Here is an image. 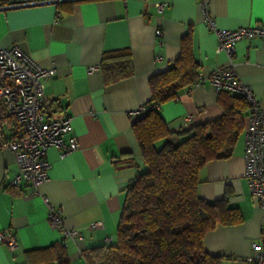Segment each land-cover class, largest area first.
Returning a JSON list of instances; mask_svg holds the SVG:
<instances>
[{
	"label": "crops",
	"instance_id": "0c3cea01",
	"mask_svg": "<svg viewBox=\"0 0 264 264\" xmlns=\"http://www.w3.org/2000/svg\"><path fill=\"white\" fill-rule=\"evenodd\" d=\"M23 1L0 0V44L19 45L40 66L55 69L45 81L43 107L49 118L72 117L79 147L64 158L50 147L49 177L36 189L12 184L16 157L0 148V230L9 229L18 244L12 251L0 243V264H42L43 250L63 241L62 231L50 224L49 206L61 208L66 227L82 236L65 239L69 264H88L87 249L115 238L129 184L144 169L132 112L151 99L149 79L179 57L188 35L200 64L199 83L159 109L169 130L181 132L223 113L208 77L228 57L217 51V36L205 23L198 0ZM158 4L164 5L162 11ZM209 12L222 29L264 26V0H210ZM117 50L131 53L134 73L107 83L102 58ZM235 59L239 77L264 108V41H240ZM92 66L98 69L90 72ZM244 168L240 138L231 157L212 160L199 173L200 196L227 200L242 217L238 224H219L203 239V249L223 257L224 264H242L254 242L264 246V215ZM94 222L101 226L91 228Z\"/></svg>",
	"mask_w": 264,
	"mask_h": 264
},
{
	"label": "trees",
	"instance_id": "16d2710c",
	"mask_svg": "<svg viewBox=\"0 0 264 264\" xmlns=\"http://www.w3.org/2000/svg\"><path fill=\"white\" fill-rule=\"evenodd\" d=\"M199 68L191 38L185 35L179 57L149 79L147 106H161L193 86ZM101 70L107 83L130 77L131 53H104ZM217 101L223 110L219 117L181 132L169 130L160 108L133 123L144 169L129 184L113 242L87 249L88 264H224L223 257L203 249V239L219 224H238L242 217L227 200L211 202L200 196L199 173L208 162L232 156L249 105L241 95L228 91L219 92ZM43 252L47 255L42 264H69L62 242Z\"/></svg>",
	"mask_w": 264,
	"mask_h": 264
},
{
	"label": "built area",
	"instance_id": "2783aa9c",
	"mask_svg": "<svg viewBox=\"0 0 264 264\" xmlns=\"http://www.w3.org/2000/svg\"><path fill=\"white\" fill-rule=\"evenodd\" d=\"M61 2L62 0H50ZM42 0H24V4H38ZM203 19L217 36V51L228 57L227 64L215 69L209 80L217 93L228 91L241 95L249 105L244 118V175L251 194L257 199L264 215V108L253 89L245 84L238 74L235 59L238 43L242 40L260 38L264 41V26H244L238 29H222L209 12L210 0H198ZM162 11L164 5H157ZM157 35L162 31L157 29ZM98 67H90V72ZM55 74L52 67L40 66L29 53L19 45L4 47L0 44V148L11 150L16 157L18 171L13 185L26 183L33 189L48 180L50 162L46 152L56 147L62 158L79 147L73 133L72 117L60 114L49 118L44 110L45 81ZM196 83H199L197 81ZM160 105H141L132 112V122L141 118L149 110H157ZM191 115L186 117L190 121ZM70 134L68 138L65 135ZM47 202V199L44 198ZM48 219L53 228L63 233L62 244L66 247L67 237H82L77 229L65 225L61 208L49 206ZM101 222H94L91 228H98ZM109 237L105 243L110 244ZM0 243L10 250L18 246L14 234L9 229L0 230ZM252 254L242 264H264V246L260 242L252 245Z\"/></svg>",
	"mask_w": 264,
	"mask_h": 264
},
{
	"label": "rangeland",
	"instance_id": "374dc122",
	"mask_svg": "<svg viewBox=\"0 0 264 264\" xmlns=\"http://www.w3.org/2000/svg\"><path fill=\"white\" fill-rule=\"evenodd\" d=\"M240 138H243V135ZM156 145L160 147L162 145V141L157 142Z\"/></svg>",
	"mask_w": 264,
	"mask_h": 264
},
{
	"label": "water",
	"instance_id": "95a60500",
	"mask_svg": "<svg viewBox=\"0 0 264 264\" xmlns=\"http://www.w3.org/2000/svg\"><path fill=\"white\" fill-rule=\"evenodd\" d=\"M177 142H178V138L177 137H174L173 143H177Z\"/></svg>",
	"mask_w": 264,
	"mask_h": 264
}]
</instances>
